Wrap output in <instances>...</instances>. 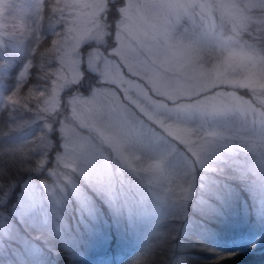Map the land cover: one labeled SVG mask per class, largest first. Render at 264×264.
I'll use <instances>...</instances> for the list:
<instances>
[{"label":"snow or ice","instance_id":"obj_1","mask_svg":"<svg viewBox=\"0 0 264 264\" xmlns=\"http://www.w3.org/2000/svg\"><path fill=\"white\" fill-rule=\"evenodd\" d=\"M25 43L0 94V240L62 237L63 209L91 217L94 195L117 211L192 200L191 184L162 187L170 173L147 142L182 146L208 173L239 149L264 155V136L246 134L264 132V0H0V81Z\"/></svg>","mask_w":264,"mask_h":264},{"label":"trees","instance_id":"obj_2","mask_svg":"<svg viewBox=\"0 0 264 264\" xmlns=\"http://www.w3.org/2000/svg\"><path fill=\"white\" fill-rule=\"evenodd\" d=\"M27 55L25 43L11 57L0 94L14 85ZM7 58L6 51L0 52V61ZM248 154L222 161L215 173L199 169L204 176L192 200L175 210L168 205L137 223L125 214L115 218L109 206L87 189L103 211L106 226L100 224L97 231L93 223L88 225L74 201L60 214L67 224L62 237L33 241L34 228L24 233L26 239L1 240L0 264H133L137 257L139 264H170L174 257H182L183 264H264V175L252 169ZM15 201L13 195L9 207ZM160 231L169 233L163 244L158 243ZM37 246L40 251L28 248Z\"/></svg>","mask_w":264,"mask_h":264},{"label":"rangeland","instance_id":"obj_3","mask_svg":"<svg viewBox=\"0 0 264 264\" xmlns=\"http://www.w3.org/2000/svg\"><path fill=\"white\" fill-rule=\"evenodd\" d=\"M18 2L22 4L25 2V0H18ZM28 2H30V0H28ZM6 22L8 23L9 28H10L11 18H9L8 21ZM249 134L256 138L264 136V132H262L259 128L253 129ZM246 153H249L248 155H251L252 169L258 174L264 175V155H261L258 152H246ZM145 154L149 158L159 157L161 155L164 157V167L166 171L170 174H166L168 176V180L162 183L163 188H168V187L174 188V183L169 182L172 179V175H174L180 178L185 183L190 182L192 185L193 194H195L196 186L201 183L199 182V178L203 177L204 173L199 172V169H196L195 171H193L189 168L188 156L182 146L177 145L175 150H172L170 147V144L165 141L147 142L146 148H145ZM149 158H146L143 161V167L147 168L149 165L155 164L157 162ZM140 175L143 176L145 175V173H141ZM145 187H147L146 183H145ZM157 190L160 191L161 186H158ZM103 201L105 202V204L109 206L115 218H120L123 214H125L128 220L129 221L131 220V223L133 222L137 223L138 220H142L143 217H149L151 215L157 214L156 211L158 212L159 210L167 209L168 205H172L173 209L175 210L176 208H182V206H184L185 204V203L171 204V201H170L167 205H164V204H161L159 201L149 199L143 205H138V204L133 203V204L126 206L122 210L117 211L113 209L111 205L107 203V201L105 200ZM94 206H95L94 215L91 217L86 215L85 219L84 217H82V219H84L83 221L89 222L88 225L93 223L95 225L94 228H96L97 231H99V227H100L99 225L103 224L104 226H106L105 224H107V221H106V217L103 211L101 210L100 206L96 205L95 202H94ZM137 236H138L137 233L135 232L132 233L133 240H136ZM28 248L32 250H36V248H31V247H28ZM263 261H264V258H263Z\"/></svg>","mask_w":264,"mask_h":264},{"label":"clouds","instance_id":"obj_4","mask_svg":"<svg viewBox=\"0 0 264 264\" xmlns=\"http://www.w3.org/2000/svg\"><path fill=\"white\" fill-rule=\"evenodd\" d=\"M252 131V129L250 128L249 130H247V133L248 135H250L249 133ZM246 152H250V151H246V150H243V149H239L237 150L236 154L237 153H246ZM111 163H112V166L119 169L124 177L130 181L131 183L135 184V183H138L142 180V177L140 175L137 174V172L129 169L121 159L119 158H116V157H112L111 158ZM84 181L85 183L87 182V178H84ZM191 183L188 182V183H185L183 182L180 178L177 177V179L175 180L174 182V188H173V191H174V194L175 195H182L183 193V188L187 185H190Z\"/></svg>","mask_w":264,"mask_h":264}]
</instances>
